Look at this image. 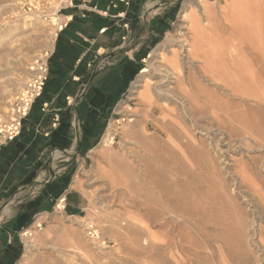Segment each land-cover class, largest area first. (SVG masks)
Here are the masks:
<instances>
[{
	"label": "rangeland",
	"instance_id": "374dc122",
	"mask_svg": "<svg viewBox=\"0 0 264 264\" xmlns=\"http://www.w3.org/2000/svg\"><path fill=\"white\" fill-rule=\"evenodd\" d=\"M24 1L0 0V115L54 38L49 21L23 13ZM39 1L51 18L60 17L54 14L59 0ZM203 1L219 8L228 0H182L171 30L143 63L148 72L133 80L111 129L77 172L84 211L36 217L42 230L32 224L31 236L22 237L21 264H264V142L235 119L239 99L202 78L175 39L182 11L201 14ZM236 1L228 9L247 8L264 39V0ZM171 52L201 84L196 103L170 93L176 84L162 65ZM183 89L191 92L187 84ZM107 134L113 140L105 142Z\"/></svg>",
	"mask_w": 264,
	"mask_h": 264
},
{
	"label": "crops",
	"instance_id": "0c3cea01",
	"mask_svg": "<svg viewBox=\"0 0 264 264\" xmlns=\"http://www.w3.org/2000/svg\"><path fill=\"white\" fill-rule=\"evenodd\" d=\"M181 3L72 0L62 10L68 21L53 38L41 93L20 134L0 146V264H21L22 233L36 217L57 209L58 198L65 199L66 215L84 211L77 172L86 167L146 58L171 30ZM32 187L38 191L29 197Z\"/></svg>",
	"mask_w": 264,
	"mask_h": 264
},
{
	"label": "bare ground",
	"instance_id": "6f19581e",
	"mask_svg": "<svg viewBox=\"0 0 264 264\" xmlns=\"http://www.w3.org/2000/svg\"><path fill=\"white\" fill-rule=\"evenodd\" d=\"M240 4L246 6V3ZM233 5H238L236 0L219 3V8L203 1L200 5L201 14H198V11L187 13L183 10L180 15V30L177 31L175 39L181 44V51L185 53L186 61L197 65L195 67L202 78L214 86L221 85L231 96L239 99L240 103L234 105V109L239 110L235 119L252 138L264 142V39L261 35L262 24L259 22L256 28L252 26L247 8V10L242 8L240 12L233 14L228 9ZM157 6L159 5L157 4ZM54 22L55 20H53ZM171 53L172 57L165 59L162 65L165 78L174 79L176 84L173 92L170 93L173 96L175 93H181L184 95L185 101L187 99L189 102L196 103L195 93L202 91L199 87L201 84L196 83L192 71L188 70L186 75L183 73L180 54L178 52ZM147 72L148 70L144 68L140 73ZM184 84L189 85L191 92L183 89ZM197 94L199 97V93ZM206 96L204 95V97ZM111 126L108 130L111 129ZM107 137L108 134L105 142L113 140V138L107 139ZM56 208L60 210L62 207ZM30 236L29 231L22 235L24 238Z\"/></svg>",
	"mask_w": 264,
	"mask_h": 264
},
{
	"label": "built area",
	"instance_id": "2783aa9c",
	"mask_svg": "<svg viewBox=\"0 0 264 264\" xmlns=\"http://www.w3.org/2000/svg\"><path fill=\"white\" fill-rule=\"evenodd\" d=\"M120 2L128 3L130 0H119ZM68 5H72V0H59L56 12L62 13V10L65 9ZM116 5L113 4V7ZM22 11L26 16L32 18H39L43 21H49L54 27V37L57 33L66 25L68 18L67 17H57L60 18L59 21H56L57 18H51L52 16L48 15V12L45 10L43 3L39 0H25L22 5ZM106 14V12H104ZM53 20L55 22L53 23ZM126 28V25H124ZM104 29L100 30L102 33ZM50 53V52H49ZM49 53L44 54V57L38 60H35L33 66L30 67V71L33 72V75L28 80V82L23 86V88L8 101L6 111L0 115V146L4 145L13 139H15L21 131L22 120L29 113L31 106L35 99L40 95L43 84L47 77V66L46 59L49 56ZM64 197L58 198L56 202V207L61 206V211L64 210ZM33 226L42 230V223L35 222ZM30 230H25L22 235H25Z\"/></svg>",
	"mask_w": 264,
	"mask_h": 264
}]
</instances>
